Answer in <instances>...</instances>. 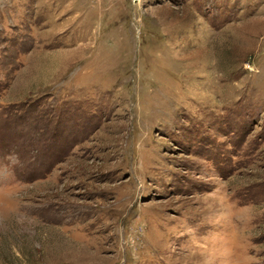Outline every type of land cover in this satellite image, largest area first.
Listing matches in <instances>:
<instances>
[{"label":"rangeland","instance_id":"374dc122","mask_svg":"<svg viewBox=\"0 0 264 264\" xmlns=\"http://www.w3.org/2000/svg\"><path fill=\"white\" fill-rule=\"evenodd\" d=\"M0 264H264V0H0Z\"/></svg>","mask_w":264,"mask_h":264}]
</instances>
